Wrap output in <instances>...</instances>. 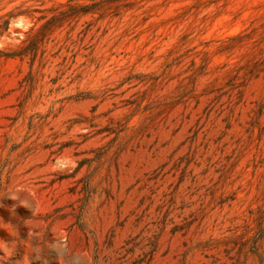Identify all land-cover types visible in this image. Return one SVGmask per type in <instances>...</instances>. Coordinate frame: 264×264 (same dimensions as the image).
Segmentation results:
<instances>
[{
  "label": "rangeland",
  "instance_id": "1",
  "mask_svg": "<svg viewBox=\"0 0 264 264\" xmlns=\"http://www.w3.org/2000/svg\"><path fill=\"white\" fill-rule=\"evenodd\" d=\"M0 264H264V0H0Z\"/></svg>",
  "mask_w": 264,
  "mask_h": 264
}]
</instances>
